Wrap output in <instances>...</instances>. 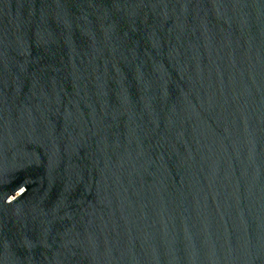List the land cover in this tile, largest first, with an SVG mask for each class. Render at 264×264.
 I'll list each match as a JSON object with an SVG mask.
<instances>
[{
	"label": "water",
	"instance_id": "water-1",
	"mask_svg": "<svg viewBox=\"0 0 264 264\" xmlns=\"http://www.w3.org/2000/svg\"><path fill=\"white\" fill-rule=\"evenodd\" d=\"M0 264H264V0H0Z\"/></svg>",
	"mask_w": 264,
	"mask_h": 264
}]
</instances>
